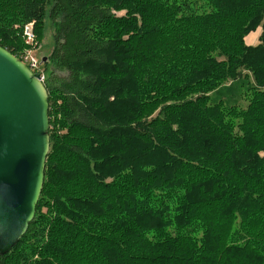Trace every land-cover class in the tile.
I'll return each instance as SVG.
<instances>
[{
  "label": "trees",
  "instance_id": "1",
  "mask_svg": "<svg viewBox=\"0 0 264 264\" xmlns=\"http://www.w3.org/2000/svg\"><path fill=\"white\" fill-rule=\"evenodd\" d=\"M47 17L44 186L0 264H264V0H0V46Z\"/></svg>",
  "mask_w": 264,
  "mask_h": 264
},
{
  "label": "water",
  "instance_id": "2",
  "mask_svg": "<svg viewBox=\"0 0 264 264\" xmlns=\"http://www.w3.org/2000/svg\"><path fill=\"white\" fill-rule=\"evenodd\" d=\"M48 100L40 77L0 46V255L36 215L51 148Z\"/></svg>",
  "mask_w": 264,
  "mask_h": 264
},
{
  "label": "rangeland",
  "instance_id": "3",
  "mask_svg": "<svg viewBox=\"0 0 264 264\" xmlns=\"http://www.w3.org/2000/svg\"><path fill=\"white\" fill-rule=\"evenodd\" d=\"M203 3H206L203 1ZM126 14L125 11L123 12H118L117 16L123 17ZM27 25V24H26ZM24 26L25 25H15V29L19 30L22 33V38L25 43V48L24 51L19 55V58L22 57L26 52V50L30 51L32 55L35 57V59L40 62L41 70L42 73L46 79L48 75L54 71L55 67L53 65V62L51 61L50 57L54 49V35H55V27L50 21L49 17L46 18L44 26H43V33L42 37L39 39L37 33H35L34 29V35H35V44L33 46H30L26 43V38L24 36ZM262 30L261 28H258V30L251 32L246 38L245 41L247 45L249 46H256L260 42V37H261ZM43 59H46L45 62H43ZM47 73H45V71ZM58 76H64V73H56ZM227 99L224 97V100ZM47 210L44 209V212Z\"/></svg>",
  "mask_w": 264,
  "mask_h": 264
},
{
  "label": "built area",
  "instance_id": "4",
  "mask_svg": "<svg viewBox=\"0 0 264 264\" xmlns=\"http://www.w3.org/2000/svg\"><path fill=\"white\" fill-rule=\"evenodd\" d=\"M24 36L26 38V43L30 46L35 44V35H34V24L29 23L24 26ZM29 50V49H28ZM26 50L25 54L22 57H17L20 59L27 67L30 68L32 73L36 76H39L41 81L44 82L45 77L42 73L40 62H38L30 51Z\"/></svg>",
  "mask_w": 264,
  "mask_h": 264
}]
</instances>
